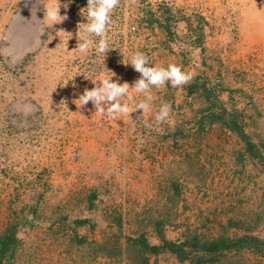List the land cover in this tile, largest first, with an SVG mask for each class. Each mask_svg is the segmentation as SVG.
<instances>
[{
  "label": "rangeland",
  "instance_id": "rangeland-1",
  "mask_svg": "<svg viewBox=\"0 0 264 264\" xmlns=\"http://www.w3.org/2000/svg\"><path fill=\"white\" fill-rule=\"evenodd\" d=\"M55 3L0 0V235L11 223L17 237L1 264H264L247 248L196 262L135 241L264 237V0H120L104 61L78 51L87 0H59L67 19L52 24ZM137 50L193 78L152 88L130 117L77 108L90 78L131 86ZM222 107L261 157L212 118Z\"/></svg>",
  "mask_w": 264,
  "mask_h": 264
},
{
  "label": "clouds",
  "instance_id": "clouds-1",
  "mask_svg": "<svg viewBox=\"0 0 264 264\" xmlns=\"http://www.w3.org/2000/svg\"><path fill=\"white\" fill-rule=\"evenodd\" d=\"M119 3L120 0H87V23L83 25L79 36L80 43L77 46L81 54L87 55L94 47L96 53L102 54L104 61L106 52L112 49L107 40L108 25L111 23L112 13ZM59 7V0H56L55 5L47 9L52 24L67 19L66 16L59 14ZM64 7L66 8L67 4ZM91 37L99 39L94 41ZM125 64H130L140 74L131 86L127 82L120 83L118 80H114L113 77L116 74L112 71H110L111 75H105L95 80L86 77L91 79L93 87L85 88L79 95L77 108H82L91 102L95 112L101 116L107 115L113 119L120 115L130 117V113L134 111L141 110L144 113L149 110L153 99L152 88L160 89L168 84L172 87H181L193 78L191 73L183 71L181 66L174 63H169L166 66L163 64L152 65L148 56L140 50L135 51ZM130 88L134 89L137 94H145L143 99L136 101L135 97L129 96ZM170 112L171 105L162 104L155 120L159 123L168 121ZM146 126L151 127V125Z\"/></svg>",
  "mask_w": 264,
  "mask_h": 264
},
{
  "label": "trees",
  "instance_id": "trees-1",
  "mask_svg": "<svg viewBox=\"0 0 264 264\" xmlns=\"http://www.w3.org/2000/svg\"><path fill=\"white\" fill-rule=\"evenodd\" d=\"M211 116L212 118L218 117L221 124L237 134L243 142L244 150L249 155L261 157V151L257 144L249 138L242 126L235 120L234 112L222 107L218 115ZM260 145L264 149V142H261ZM85 220V218H81L77 219V222L82 223ZM15 231V225L10 223L0 235V264L2 256L10 249V245L17 240ZM159 239L158 243H150L140 234L135 237V241L144 250L151 253L168 250L174 253L179 260L188 259L196 262L213 260L225 250L247 248L259 253L264 252V237H259L251 231H245L234 236L220 235L209 239H201L197 235H191L189 238L182 240H171L159 235Z\"/></svg>",
  "mask_w": 264,
  "mask_h": 264
}]
</instances>
